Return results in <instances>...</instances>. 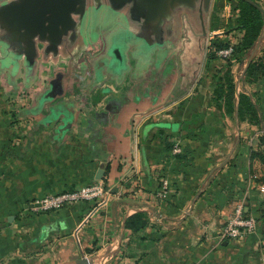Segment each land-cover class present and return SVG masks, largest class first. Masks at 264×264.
Returning a JSON list of instances; mask_svg holds the SVG:
<instances>
[{"label": "crops", "instance_id": "1", "mask_svg": "<svg viewBox=\"0 0 264 264\" xmlns=\"http://www.w3.org/2000/svg\"><path fill=\"white\" fill-rule=\"evenodd\" d=\"M125 87L119 110H106L95 125L62 138L33 127L27 115L0 113V264H57L81 252L97 255L102 264L129 240L124 221L133 208L151 209L147 226L125 246L131 254L146 252L135 264L245 263V247L264 230V166L253 155L262 148L254 143L257 124L238 125L234 116L235 140L227 114H203L200 125L187 130L183 121L191 115L181 109L161 113L191 88L134 118L132 131V109L147 106L148 98L137 93V84ZM251 87L259 104L258 131L264 129V74ZM150 98L153 104L156 97ZM5 103V109L15 105ZM101 161L108 165L96 178ZM97 181L105 188L99 199L47 211L29 205L47 193ZM239 200L260 224L242 238L222 239L220 228ZM154 220L167 228L151 225ZM243 238L249 245H238Z\"/></svg>", "mask_w": 264, "mask_h": 264}, {"label": "water", "instance_id": "2", "mask_svg": "<svg viewBox=\"0 0 264 264\" xmlns=\"http://www.w3.org/2000/svg\"><path fill=\"white\" fill-rule=\"evenodd\" d=\"M211 1L0 0V68L6 67L9 70L7 71L9 76L14 78L17 71L23 67V74L26 78L30 72L35 73L33 70H36L35 67L41 63L51 68L67 57H74L77 51L91 44L85 30L88 14L101 9L118 16L121 20L122 34L138 41L144 48L171 44L173 39L179 35L185 21L190 19L196 28L195 33L198 38L195 63L201 65L206 48ZM246 1L261 9L264 21V8L254 0ZM263 36L264 29L258 36L240 75L244 74L247 65L255 56ZM120 51L121 55L122 51ZM105 54L109 55L108 52ZM121 58L122 62L123 54ZM105 62L108 63L107 60ZM105 66L107 70L113 72L110 64ZM60 74L58 71L55 76H47L41 88L38 89L40 102L52 101L65 94L68 80L62 78ZM113 98L121 104L120 95ZM106 100L101 91L94 89L80 103L74 104L76 110L65 100L54 102L57 106L50 108V115L57 122L54 130L57 137L62 138L68 131L78 126L87 128L98 123L108 103L105 102ZM162 104L159 103L144 111L132 113L130 119L132 131L134 118L143 116ZM84 122L85 125H83ZM107 165L105 161L99 163L95 173L96 178L102 177ZM29 205L33 206V203ZM138 210L151 213L150 208H133L132 212ZM189 210L190 207L185 215ZM97 258V255L88 256L81 252L79 257L65 259L57 264H96Z\"/></svg>", "mask_w": 264, "mask_h": 264}, {"label": "flooded vegetation", "instance_id": "3", "mask_svg": "<svg viewBox=\"0 0 264 264\" xmlns=\"http://www.w3.org/2000/svg\"><path fill=\"white\" fill-rule=\"evenodd\" d=\"M103 14L112 18L114 24L108 26L106 32L100 36H90L87 28L88 25L91 24L90 21L95 20ZM120 24L118 18L107 13L105 10L90 14L86 21V31L88 36H90L89 40L91 44L77 51L74 57H67L64 61L57 63L54 67H51L52 69L41 63V66L44 68L38 66L35 70L34 76L38 77L40 75H36V73L39 68L40 71L43 72L51 71L50 75L52 76H55L59 71L62 78L69 80L66 83L67 89L65 94L55 100H44L43 102L38 100V94L35 103L32 102V105L28 104L26 106L25 102H22L19 105V109L10 110L11 116L27 115L31 118L33 127L45 128L54 133L55 124L57 122H55L50 115V108L57 106L54 102L65 100L70 105H73V109L76 110V105L94 89L101 91L107 99L105 102L108 103L104 111L119 110L121 105L119 106V103L117 104L113 97L120 95L123 99L127 98L128 92L125 86L132 84L130 80L132 77L130 78L127 74L130 65L129 58L137 57V55L141 57L148 56L154 51L157 53L162 52L164 53L162 57L168 58H164L163 60L160 58V60L158 59L156 61L158 66H163L162 71L159 72L162 73L164 71L163 76L156 80L154 85L151 84L152 86L146 85V81L143 80L136 83L138 87L137 93L144 98H148V105L142 107L140 104L136 105L137 107L132 109L133 113L144 111L159 103H163L162 106L166 105L174 99L182 97L197 83L199 79L198 77L196 78V75L201 68L199 64L195 63L197 59L196 50L198 49V38L195 33L196 28L193 26L190 19L185 21L179 35L173 39L171 44L161 47L154 46L145 50L140 49L141 47L138 41L131 38L126 39L124 35H120L122 28ZM128 50H130V53L127 52ZM105 52H108L109 55L107 56ZM122 54L123 61L121 62ZM131 55L132 57H130ZM111 58L113 59L111 60ZM105 60L108 61L107 64L111 65L113 72L107 70ZM166 60L168 62L165 67ZM23 72L24 69L22 67L14 75V78L11 79L9 73L4 68H0L2 92L4 97L12 98L10 99L11 102H15L14 98L17 97V95L19 96L22 94L24 97H31L32 92L40 89L43 85L42 79L39 82H32L31 80L26 81ZM118 91L120 93H117ZM150 97H156L153 104H150ZM28 99L29 98H27V100ZM44 102H46V108L41 107V105H44Z\"/></svg>", "mask_w": 264, "mask_h": 264}, {"label": "rangeland", "instance_id": "4", "mask_svg": "<svg viewBox=\"0 0 264 264\" xmlns=\"http://www.w3.org/2000/svg\"><path fill=\"white\" fill-rule=\"evenodd\" d=\"M258 3L264 8V0H258ZM236 4H237L236 0H212L211 1V8H210L209 18H208L205 57H204L203 64L201 65L200 71L196 75V78L198 77L199 81L193 85L192 89L190 90V92L187 96H184L183 99L178 100L174 104L167 106V108H165L163 111H161V113L164 114L165 111L172 113V111L177 112L179 109H181V113H184L186 115H191L194 112H198V111L199 112L204 111V114H206V113L221 114V111H219L214 106L210 105V104H212V99H211L210 103H209V99H210V93L212 91V88L214 86L215 81L217 80V78L219 76L223 75V73L227 67L230 69L231 73L233 74L235 82L237 83V81H238V86H237L238 90H244L250 94L252 92L255 93V91H253L252 87H251L253 82L249 83L247 80L244 79V74L240 75L242 72V69L245 66V63H246V61H247V59L251 53L252 48L244 51V53H238L237 57H239V58L233 60V62L230 65L227 64V60L235 57V55H233V54L230 55V53L227 55H221L218 52V50H220L221 48H224V47L219 48L218 47L219 43L228 42L229 45L232 46V44L234 45L239 40V38L241 36V31H239L237 28H234V25L236 24L235 17L237 14ZM103 10L104 9H101L98 11H103ZM98 11H96V12H98ZM96 12H94V13H96ZM106 12L110 13L108 11H106ZM90 14H92V12H90L88 14L87 18L89 17ZM111 15H113V14H111ZM113 16L118 18L119 22L121 23V20L118 16H116V15H113ZM87 18H86V21H87ZM90 23L91 24H89L87 27L89 30V35L90 36H95V35L100 36L101 34L106 32L108 26L114 24V20L112 18H110L109 16H105L103 14V15H100L95 20L90 21ZM85 30H86V22H85ZM86 33H87V31H86ZM86 35H87V38L89 39L90 36H88V33ZM120 35H123L121 31H120ZM124 37H126V36H124ZM126 39H129V38L126 37ZM139 45H140V43H139ZM140 47H141V45H140ZM140 49L145 50V49H149V48L141 47ZM213 50L216 51L217 56L213 60L210 61L209 67L207 68V66L205 64L206 56L209 52H211ZM263 50H264V45L260 44L255 56L264 54ZM127 52L130 53V50H128ZM163 55H164V53H162V52L157 53L154 51L153 53L149 54L148 56L141 57L140 55H137V57H134L131 59L129 58L130 65H129L127 74L130 76V78L132 77L130 79L132 81V84L134 85L137 82H140V80H143V81H146V85H149V86H152L151 84L154 85L156 80L161 78L163 76V73H164V71L162 73H159L162 71L163 66H158L156 63V61L158 59L160 60V58L162 60L164 58L168 59L166 57H162ZM130 57H132V55ZM133 60H134V62H133ZM167 62L168 61L166 60L165 67L167 66ZM39 66H41V65H39ZM37 67H35V69ZM41 68H44V67L41 66ZM4 69L6 71H9L6 67ZM33 71H35V70H33ZM50 72L49 71L48 72L40 71V68H39L36 75L39 74L40 76L39 77L34 76L35 73L30 72L26 77V81L31 80L32 82L33 81L39 82L42 79L43 82H45L47 76L50 75ZM11 79H13V78H11ZM1 86L2 85H1V81H0V113H2L4 111H6V112L10 111V110L12 111V109H14V110L19 109L20 108L19 105L22 102L23 103L25 102L26 106L28 104L32 105V102L35 103L36 98L39 94V90H35V92H32L31 97L26 96L27 98H29L28 100L22 94L19 96L17 95V97L14 98L15 99V102H14L15 105L10 106V108H9L10 110H9V109H5V108H7V105H8L5 102H8V103L11 102L10 99H12V98L4 97ZM255 96L256 95L253 94L251 98L256 103L257 107H259V104H258ZM6 98H7V100H6ZM8 99H9V101H8ZM33 105H35V104H33ZM45 106H46V102H44V105H41V107H45ZM229 120H230V122L228 125H229V128H231L232 135L235 139V131H236V124L235 123L236 122L234 121V118L232 116H230ZM1 122L2 121L0 120V123ZM242 122H247V121H239L237 119L238 125H240ZM223 123H225V121H223ZM257 128H259L258 124L256 126H254V128H253L256 130V133L254 136V140H255L254 143L257 142V143L261 144L260 134L264 133V129L260 128L257 131ZM171 145H172V142H171ZM261 147H262V145H261ZM166 223H168V222H166ZM157 224L158 223L155 222V220L153 222L151 221V225H157ZM158 225H159L160 230H164L167 228L166 226L162 227L161 224H158ZM156 228H157V226H156ZM156 231H158V230H156ZM144 239H145V236H144ZM150 239L155 240V238H150ZM255 241L256 242H253L250 247L249 246L245 247V249H246L245 251L248 252V256L245 260V263H243V264H264V230L261 231V235H259L257 240H255ZM245 242L246 241H244V238L240 239L238 242L240 244H238V245H242V243H245ZM249 242H246V243L249 245ZM123 245H124V247L120 248L121 252L119 250V252H117V254H115L114 256H112L110 259L103 262L102 264H135V263H137L138 260H140V258H141L140 254L146 253L144 250L139 249L138 252H134L133 254H131L130 249L128 247H125L126 245H128V242H125ZM150 246H151V243L149 244V247ZM86 255H88V254H86ZM88 256H90V255H88ZM96 264H98V263L96 262ZM202 264H205L204 261L202 262ZM237 264H239V263H237Z\"/></svg>", "mask_w": 264, "mask_h": 264}, {"label": "trees", "instance_id": "5", "mask_svg": "<svg viewBox=\"0 0 264 264\" xmlns=\"http://www.w3.org/2000/svg\"><path fill=\"white\" fill-rule=\"evenodd\" d=\"M254 1L258 3V0ZM236 2L237 14L235 17L236 24L234 25V28H237L239 31H241V36L239 40L231 46L232 49L230 55L233 54L235 57L227 60L228 65H230L233 60L239 58L237 57L238 53H244V51L253 48L258 36L264 29V21L260 8L246 0H236ZM228 45V42H223L219 43L218 47H227ZM216 56L217 54L215 50L207 54L205 62L207 68L209 67L210 61ZM263 74L264 54L256 55L247 65L244 71V79L249 83H252L257 81ZM251 97L252 95L247 91L237 89L233 74L227 67L223 75L219 76L215 81L210 93L209 103L212 99V104L210 105L221 111V114H227L232 117L236 115L239 121H247L249 123L259 124L261 119L260 113L256 103ZM203 114L204 111L194 112L191 114L189 119L183 121V127L187 130L198 127V125H200L198 117L201 116L202 118ZM260 141L262 148L261 150L253 152V155L257 154L264 166V133L260 134ZM166 144L167 146H170L168 142ZM148 220V212L144 210H138L127 215L124 225L127 229H129V239L133 233L144 229L149 222ZM122 247H124V245L121 242L120 248Z\"/></svg>", "mask_w": 264, "mask_h": 264}, {"label": "built area", "instance_id": "6", "mask_svg": "<svg viewBox=\"0 0 264 264\" xmlns=\"http://www.w3.org/2000/svg\"><path fill=\"white\" fill-rule=\"evenodd\" d=\"M231 45L218 50L219 54L227 55L231 52ZM176 150V148H175ZM166 181H163V187L160 191L164 194ZM105 188L101 182H90L74 187L72 189H63L58 192L47 193L41 198L33 201V208L47 211L58 209L66 204H71L81 200H95L102 197ZM38 205H34V203ZM259 218L256 214L247 212L243 201H236L220 228V237L222 239H239L256 231L259 226Z\"/></svg>", "mask_w": 264, "mask_h": 264}]
</instances>
